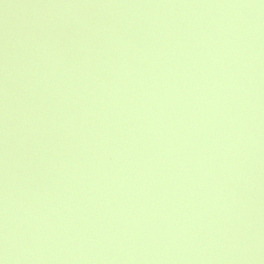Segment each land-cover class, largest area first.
<instances>
[{
	"label": "rangeland",
	"instance_id": "obj_1",
	"mask_svg": "<svg viewBox=\"0 0 264 264\" xmlns=\"http://www.w3.org/2000/svg\"><path fill=\"white\" fill-rule=\"evenodd\" d=\"M0 264H264V0H0Z\"/></svg>",
	"mask_w": 264,
	"mask_h": 264
}]
</instances>
